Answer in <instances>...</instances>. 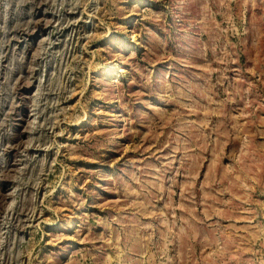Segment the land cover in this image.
<instances>
[{"label":"rangeland","instance_id":"374dc122","mask_svg":"<svg viewBox=\"0 0 264 264\" xmlns=\"http://www.w3.org/2000/svg\"><path fill=\"white\" fill-rule=\"evenodd\" d=\"M0 264H264V0H0Z\"/></svg>","mask_w":264,"mask_h":264},{"label":"bare ground","instance_id":"6f19581e","mask_svg":"<svg viewBox=\"0 0 264 264\" xmlns=\"http://www.w3.org/2000/svg\"><path fill=\"white\" fill-rule=\"evenodd\" d=\"M111 72V71H110Z\"/></svg>","mask_w":264,"mask_h":264}]
</instances>
